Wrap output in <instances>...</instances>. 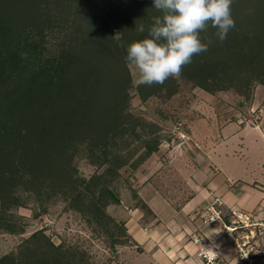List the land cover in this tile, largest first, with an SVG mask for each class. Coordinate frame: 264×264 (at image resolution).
Listing matches in <instances>:
<instances>
[{"label": "trees", "instance_id": "16d2710c", "mask_svg": "<svg viewBox=\"0 0 264 264\" xmlns=\"http://www.w3.org/2000/svg\"><path fill=\"white\" fill-rule=\"evenodd\" d=\"M152 6V0H0L2 232H23L14 211L27 200L41 206L62 198L111 250L129 243L124 222L106 212L120 198L105 174L117 177L124 166L135 172L164 139L154 131L143 134L126 95V48L147 35L137 31L140 25L147 29L160 15ZM231 12L235 28L227 39L221 42L209 25L200 33L207 51L193 56L179 78L209 94L234 91L236 112L246 114L255 88L264 87V0H233ZM79 17L83 25H77ZM61 22L76 26L80 35L70 42L62 36L55 49L47 47L51 28ZM108 62L116 64L115 73L108 72L104 90L100 80ZM77 154L104 170L87 178L77 174L72 164ZM140 208L149 210L143 203ZM0 264L93 263L80 245L55 244L36 230L18 254L1 256Z\"/></svg>", "mask_w": 264, "mask_h": 264}, {"label": "rangeland", "instance_id": "374dc122", "mask_svg": "<svg viewBox=\"0 0 264 264\" xmlns=\"http://www.w3.org/2000/svg\"><path fill=\"white\" fill-rule=\"evenodd\" d=\"M78 23L83 25V18L79 17L77 25H79ZM75 27L66 22H61L59 26H53L51 37L48 36L46 46L55 49L56 42H60V39H63L62 36H66L70 42V39L80 35L79 32L74 31ZM213 33L214 31L210 30L207 34ZM125 64L129 75V86L126 90L128 111L135 117L139 129L143 128V134L154 131L164 138L157 150L139 166L140 168L146 163L149 165V172H152L145 182L149 183L152 188L155 187L161 191L160 202L162 200L163 203H168L176 211V214H173L176 220L182 216L179 212L180 209L187 206L194 196H202L204 193L208 195V198H203L193 210H190L188 219L191 222L195 221L200 225L212 228L214 231L212 236L219 235V239L226 242V257L235 255L234 262L224 261L220 255L221 261L218 264H245V259H240L238 256L235 242L243 248L246 254V249H250L248 254H252L253 260L251 263L248 261V264H264V226L259 223L260 221H255L249 216L244 217L241 214H236L238 210L226 212L222 201V193H224L223 198L225 199L233 195L231 199L239 204L246 197L252 195L249 209L258 205L264 209V196L262 195L264 189H260L261 186L252 183L257 181L264 184L262 180L264 170L260 165L259 168L257 167V160L253 154L248 156L246 151L241 148L239 137L234 133L232 135V128L235 129L237 125H253L252 123L260 118V110L257 107L264 106V87L258 85L255 88L252 106L246 114L236 112L239 100L234 96V91H217L214 94H209L182 78H175V81L167 79L162 85L144 86L142 92L146 98L141 100L139 88L132 85V80L136 75L135 69L129 67L126 62ZM115 65L112 62L103 65V78L100 82L103 83L104 90L105 82H108V72L115 73L113 68ZM110 78L112 80V76ZM157 88L160 90L153 93L152 91ZM110 94H112L111 91L107 92L106 96L108 97ZM223 125L225 126L222 127ZM220 136L223 137V144L226 145L221 146L220 144L214 147L215 141L218 142ZM259 142L264 154V143L261 140ZM209 148L210 150L214 148L211 155L214 156L213 159L221 171L219 174L215 173L214 163L209 161ZM240 151L241 153H239ZM241 154H245V157H241ZM72 164L77 174L85 178L104 170V166L97 168L81 154L74 157ZM198 170L201 171L202 176L209 178V180L200 182L199 186L191 183H197L193 174ZM136 171L132 173L128 166H124L118 170L117 177L113 178L110 174H105V177L112 179L111 186L120 198L118 204H108L105 209L115 221H121L122 218H126V215H130L133 209H138L143 213L140 223L150 224L155 221L154 214L150 210H143L140 205L143 203L148 207L144 200H148L149 197L153 198L152 188L148 184L146 190L141 189L140 192H137L134 188L135 183H139L137 179L134 180ZM146 173L148 174V172ZM227 175L233 179V182L225 180ZM210 180H213L214 183ZM252 189H256L257 193ZM241 194L242 198H240ZM21 196L25 197L24 194ZM214 197L220 201L214 203ZM213 203L214 205H212ZM216 205L220 206L221 212L215 208ZM41 206L33 200H27L24 207H19L14 211V214L20 217L17 222L23 225V232L9 234L0 230V257L5 254H18L22 242L36 230H43L44 234L55 244L64 240L69 244L80 245L88 252L93 264H113L114 262L130 264L129 261L133 257V253L140 250L138 246L133 245L136 243L128 233L129 243L127 242L126 246L117 247V252L111 250L108 240L94 234L80 214L67 210L66 202L62 198L45 201ZM41 210L43 213L34 218V212L38 211L35 213H39ZM261 222H264V219ZM224 225L237 228L234 232H230L229 229H225ZM200 233L196 239H204L206 247L211 245L216 249L215 238L206 236L203 231ZM230 233L234 240H231ZM241 243H247V245L242 247ZM201 264L204 263L201 262Z\"/></svg>", "mask_w": 264, "mask_h": 264}, {"label": "crops", "instance_id": "0c3cea01", "mask_svg": "<svg viewBox=\"0 0 264 264\" xmlns=\"http://www.w3.org/2000/svg\"><path fill=\"white\" fill-rule=\"evenodd\" d=\"M257 108H259L260 110V118L256 120L255 123H252L253 125L236 124V128H232V135L234 133L239 137L241 148L246 151L245 153H247L248 156L250 154H253L257 160V167L259 168L260 165L262 170H264V161L261 162V160L264 159V154L263 151H261L262 145H260L261 143L259 142L261 140L262 143H264V106H259ZM225 125H223L222 127H224ZM223 140V137L220 136L219 141H215L214 147L220 144L221 146L226 145L223 144ZM212 150L214 151V148H212ZM212 150H210V148L208 149L209 161L212 162V164L214 163L213 165L215 166V173L219 174L221 173V171L218 168L217 163L213 159L214 156L211 155L213 152ZM239 153H241V151ZM241 157L244 158L245 154H241ZM146 172H148V174ZM151 174L152 172H149V165H147L146 163L141 166L136 171V173H134V180L137 179L139 182L138 184L135 183L134 185V188L137 190V192H140L141 189L146 190L148 188L149 183H146L145 181L148 180ZM210 174L213 173L210 172ZM193 176L197 181V183L190 181L191 183H193V185L199 186L200 182L209 180L208 176H202V173L199 170L197 172H194ZM225 180L227 182H233V179H231L228 175ZM262 180L264 182L263 174ZM210 181L212 182L213 180ZM144 182L145 184H143ZM252 183L254 185L258 184V186L262 187H259L260 189H264V184L258 183L257 181H253ZM216 184L217 181L215 182V185ZM150 188H152L151 185ZM252 190L253 192L257 193V191H255L256 189ZM160 192V190L153 187L151 192L153 198L151 199V197H149L150 199L148 198V200H144L149 210L155 216L154 222L150 224H141L140 218L143 213L138 209H133L130 212V215H126V218L121 219V221L124 222V226L130 238H132L136 243L133 245L140 248L139 252L133 253V257L130 258L129 261L130 264H201L200 260L196 257L197 246L195 243V239L198 237V235L201 234L200 231H203L204 234L208 237L211 236L213 239L215 238L214 244L216 246V250L218 249V252L222 256L224 261H235V255L226 257V242L222 239H219V235L217 233L214 234L218 235V238L216 236L213 237L212 234L214 231L212 230V228L210 229L208 226L200 225L195 221L191 222L190 219H188V213L190 212V210H193L196 205L199 204L200 200H202L203 198H208V195L206 193H204V195L202 196H194V198L190 200L187 206L185 205L180 209L179 212L180 214H182V216L179 220H176V217H174L173 215L174 213L176 214V211L171 208L168 203H163L162 200L160 202ZM262 195L264 196V192ZM232 196L225 199L223 198L224 193H222V201L225 205L223 207L226 212H234L235 210H238L237 213L235 212L236 214H241L244 217L249 216L255 221H260L259 223H264L261 222L264 219V209L262 207L258 205L253 209H249V205L252 203V195L250 197H246L244 201H241V204H239L238 202H233L234 200L231 199ZM242 197L243 195L241 194L240 198ZM209 199H211V197H209ZM217 199V197H214V203L216 201H220ZM214 203L212 205H214ZM231 209L232 211H230ZM113 264H120V262H114ZM124 264L126 263L124 262Z\"/></svg>", "mask_w": 264, "mask_h": 264}, {"label": "clouds", "instance_id": "9594fccd", "mask_svg": "<svg viewBox=\"0 0 264 264\" xmlns=\"http://www.w3.org/2000/svg\"><path fill=\"white\" fill-rule=\"evenodd\" d=\"M158 16L150 26L140 25L145 38L126 48L125 62L135 69L132 85H162L169 78H179L182 69L195 55L206 52L200 33L210 25L223 42L235 28L231 6L233 0H152Z\"/></svg>", "mask_w": 264, "mask_h": 264}, {"label": "built area", "instance_id": "2783aa9c", "mask_svg": "<svg viewBox=\"0 0 264 264\" xmlns=\"http://www.w3.org/2000/svg\"><path fill=\"white\" fill-rule=\"evenodd\" d=\"M213 212L215 213L214 209H213ZM261 225L264 226L263 223H261ZM224 227L226 230L229 229L230 232H234L237 228L235 226H228V225H224ZM230 238H231V240H234V239H232L233 238L232 233H230ZM195 243L197 246V251H196L197 256L196 257L202 263H204V264H218L221 261L219 252L214 247H212L211 245H208L206 247V242L204 239H196ZM235 244L237 246V251L239 254L238 256L240 257V259H245V264H248V261H250V263H251V261L253 260L252 254L251 253L248 254L250 249H246L247 254H248L247 255L243 251V248H241V246H239V244L237 242H235ZM241 244H242V247H243V245L244 246L247 245V243H241ZM260 260L262 261V259H260Z\"/></svg>", "mask_w": 264, "mask_h": 264}, {"label": "water", "instance_id": "95a60500", "mask_svg": "<svg viewBox=\"0 0 264 264\" xmlns=\"http://www.w3.org/2000/svg\"><path fill=\"white\" fill-rule=\"evenodd\" d=\"M219 207H220V206L216 205V208H218V209H219ZM219 211L221 212V210H220V209H219Z\"/></svg>", "mask_w": 264, "mask_h": 264}]
</instances>
